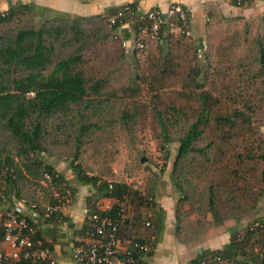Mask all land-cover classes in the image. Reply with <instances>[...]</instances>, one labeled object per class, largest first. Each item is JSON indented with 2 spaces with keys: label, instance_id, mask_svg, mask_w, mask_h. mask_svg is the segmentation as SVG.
Instances as JSON below:
<instances>
[{
  "label": "trees",
  "instance_id": "obj_1",
  "mask_svg": "<svg viewBox=\"0 0 264 264\" xmlns=\"http://www.w3.org/2000/svg\"><path fill=\"white\" fill-rule=\"evenodd\" d=\"M247 2L231 0L234 7ZM131 14L134 19L141 15L137 0L93 16L59 12L45 17L34 4L20 1L10 2L0 12V175L5 197L18 194V179L39 174L45 180L49 176L46 181L52 194L66 197L74 189L44 158L56 156V149L70 150L69 169L75 183L93 190L87 198L86 216H113L127 199L129 216L121 228V241L128 247L147 246V257H151L164 227V212L153 194H141L118 178L89 174L82 156L96 153L91 150L98 144L94 142L112 124L129 132L144 112L150 113L163 150L171 143L179 145L171 180L182 193L181 203L189 200L191 178L206 177L196 162L209 163V168L226 163L216 170L223 178L205 183L206 212L212 221L239 219L264 197V133L256 123L259 100L264 97V39L253 41L248 58L234 59L230 70L235 76L229 82L209 90L210 72L215 71L214 77L226 72L210 59L208 33L193 38L164 26L156 45L158 57L148 56L144 70L134 67L124 81L115 82L113 71L99 69L101 45L110 39L122 46L119 31ZM132 32L134 39L136 32ZM203 43L207 49L199 56ZM131 47L129 57L137 65L138 55L151 48L138 50L134 40ZM122 49L126 50L125 44ZM143 90L150 97L149 106L136 99ZM252 178L258 192L249 187ZM104 199L111 207L108 213L98 209ZM49 202L54 205L55 199ZM49 220L63 223L67 218L60 213ZM259 222L241 232L231 231L226 245L202 249L187 264H264V222ZM174 223L179 242L197 241L199 233L190 232L191 226L189 234L182 236L177 212ZM88 227L85 219L83 231ZM28 235L44 240L37 231Z\"/></svg>",
  "mask_w": 264,
  "mask_h": 264
},
{
  "label": "rangeland",
  "instance_id": "obj_2",
  "mask_svg": "<svg viewBox=\"0 0 264 264\" xmlns=\"http://www.w3.org/2000/svg\"><path fill=\"white\" fill-rule=\"evenodd\" d=\"M223 15L220 12L214 11L209 17V31L207 41L210 47V59L213 65L218 66L226 73L221 76L214 77L215 71H211L209 75V90L220 88L221 82H229L235 76L234 71L230 70L234 59L249 57V47L257 37L264 39V11L259 15L245 17H230L228 21L222 20ZM177 34V33H174ZM123 39V37H122ZM101 45L104 51L100 52L99 69L111 70L116 74L113 80L124 81L132 68L144 70L148 63L147 57H158V48L155 43L149 45L148 51L138 55L139 63L134 64L130 59L129 54L132 49L131 44H126L125 39L122 41V46L125 44L126 50L122 46L116 44L110 39ZM189 46V45H188ZM188 48L184 51H187ZM100 51V50H99ZM188 52L185 53L187 55ZM190 56V55H189ZM189 57H187V60ZM195 63V62H194ZM116 79V80H115ZM144 93V90L142 91ZM141 104L149 106L150 97L144 93L142 97L136 98ZM137 102V101H135ZM259 105L261 108L257 111L256 118L260 132L264 133V97H260ZM97 141H95L96 153H86L82 156L84 170L89 174H98L108 180H123L128 184H132L141 194L147 195L149 192L153 194L154 201L160 199L174 201V214L177 212L179 218V226L184 232L182 236L186 237L189 234L187 227L191 226L190 232L196 231L199 233L197 243H208L214 246H222L225 241H229L230 232L233 230L243 231L246 226L264 222V197H260L255 208L247 213H244L239 219H227L223 221H212L213 217L207 213V193L205 183L219 180L223 178L222 173L217 171L219 168L226 166L224 163L218 164L209 168V163L196 162L199 166V172H203L206 177L197 178L194 175L190 182V191L188 192L189 200L181 203L182 193L178 192L174 187L171 178L172 163L174 161L178 143H171L165 150L159 138V131L154 129V121L150 113L144 112L142 117L138 118L136 126L132 131H125L112 124L109 128L100 133ZM56 156L44 158L45 162H50L64 177L68 178V182L74 189L78 185L75 183L71 170L69 169L70 159L68 155L70 150L60 148L55 150ZM140 160V162H139ZM20 167V162H18ZM217 170V171H216ZM217 178V179H216ZM249 187L253 192H258L254 178L249 180ZM4 177L0 175V208L4 209L12 200L11 195L5 197L3 189L5 188ZM79 196L90 194V189L76 188ZM16 190L18 199L26 202L37 203L39 207V215L44 216V208L49 205V199L53 197L48 182L42 175L35 177L27 176V179H18ZM252 191H250L252 193ZM149 193V194H150ZM148 194V195H149ZM69 191L67 197H63V212L68 208L69 197H72ZM156 202V201H155ZM52 205V204H50ZM63 215V213H62ZM64 216V215H63ZM175 225V223H174ZM207 225L209 227H207ZM207 228L206 230H204ZM204 230V231H203ZM203 231V232H202ZM177 258L181 261L178 253ZM164 259L170 260L166 256ZM182 263V262H181Z\"/></svg>",
  "mask_w": 264,
  "mask_h": 264
},
{
  "label": "built area",
  "instance_id": "obj_3",
  "mask_svg": "<svg viewBox=\"0 0 264 264\" xmlns=\"http://www.w3.org/2000/svg\"><path fill=\"white\" fill-rule=\"evenodd\" d=\"M132 15L127 24L136 32L133 40L134 47L138 50L160 42L161 29L164 26L172 33L191 35L189 23L192 14L181 4L171 3L165 12L158 9L141 10L140 17L136 19L132 18ZM119 17L118 14L110 23L114 24ZM136 23L140 24L136 26ZM206 49L207 46L203 43L202 49L198 51L199 56ZM45 178L49 180L48 175H45ZM67 194L69 195V191ZM11 197V205L0 208V264H56L53 253L45 242L32 239L28 235L33 233L29 215L31 218L39 214L37 203L18 199L14 194ZM53 197L55 204L46 205L44 208L46 218L63 213V197L59 193H54ZM129 207V201L125 199L119 203V210L113 216L94 213L85 217L89 227L75 240L71 248L70 257L73 264H148L147 246L135 243L128 247L121 241V228L129 216ZM110 208L109 205H98L99 211L102 212L108 213ZM145 225L150 226V222Z\"/></svg>",
  "mask_w": 264,
  "mask_h": 264
},
{
  "label": "crops",
  "instance_id": "obj_4",
  "mask_svg": "<svg viewBox=\"0 0 264 264\" xmlns=\"http://www.w3.org/2000/svg\"><path fill=\"white\" fill-rule=\"evenodd\" d=\"M20 1L24 4L32 3L43 11L45 17H50L55 13H65L75 16H93L102 15L111 8L120 7L130 4L135 0H90L82 3L77 0H0V12L8 9L9 3ZM171 3H178L188 8L192 14L189 23V30L193 38L205 37L209 31V17L212 12L217 11L223 15L222 20L228 21L230 17L256 16L264 11V0H254L247 2L242 7H234L231 0H137V4L142 11L150 9H158L165 12ZM121 37L125 39L126 44L132 46V29L126 24L119 31ZM68 180V178L66 177ZM89 188L90 194L79 196L76 191ZM69 197L68 208L64 210L63 215L67 218L66 222L55 223L49 218L36 215L30 218L33 232L37 231L41 234L43 241L51 249L56 264H73L70 252L75 240L83 234V226L87 213V198L92 194L93 190L89 186L78 185ZM156 204L164 212V227L159 242L153 248L151 257H148V264H187L194 259L202 249H219L221 246L209 245L208 243L198 244L179 242L175 236L174 225V201L164 200L162 197L156 199ZM12 200L8 204L10 206ZM99 204L108 206L107 199L102 200ZM6 206V207H8ZM5 207V208H6ZM228 240L222 244L226 245ZM179 254L181 261L177 258ZM164 256L170 258L166 261ZM182 262V263H181ZM39 264V263H35Z\"/></svg>",
  "mask_w": 264,
  "mask_h": 264
},
{
  "label": "water",
  "instance_id": "obj_5",
  "mask_svg": "<svg viewBox=\"0 0 264 264\" xmlns=\"http://www.w3.org/2000/svg\"><path fill=\"white\" fill-rule=\"evenodd\" d=\"M201 250H199V252H200Z\"/></svg>",
  "mask_w": 264,
  "mask_h": 264
}]
</instances>
